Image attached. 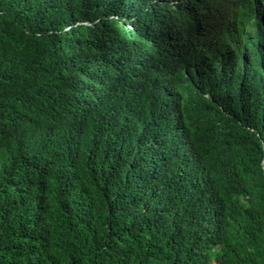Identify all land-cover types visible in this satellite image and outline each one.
<instances>
[{
  "label": "trees",
  "instance_id": "16d2710c",
  "mask_svg": "<svg viewBox=\"0 0 264 264\" xmlns=\"http://www.w3.org/2000/svg\"><path fill=\"white\" fill-rule=\"evenodd\" d=\"M246 4L0 0V264H264L262 142L251 232L240 239L238 222L251 223L242 212L223 233L219 217L204 228L185 213L182 158L209 193L220 167L200 169L192 149L185 156L176 137L189 148L187 129L150 118L135 93L176 80L190 62H214L249 22ZM122 65L131 70L118 75Z\"/></svg>",
  "mask_w": 264,
  "mask_h": 264
},
{
  "label": "clouds",
  "instance_id": "9594fccd",
  "mask_svg": "<svg viewBox=\"0 0 264 264\" xmlns=\"http://www.w3.org/2000/svg\"><path fill=\"white\" fill-rule=\"evenodd\" d=\"M244 13L250 21L228 39L226 49L214 62H190L181 69L176 80H162L151 91H144L140 85L135 92L141 100L142 111L150 118H172L178 127L181 124L187 129L185 140L189 148L181 135L179 140L180 133H177L176 144L181 152L182 149H192L193 154H199L198 158L203 161L197 162L200 169H213L219 166L213 161L228 159L218 168V180L208 182L212 188L209 193L204 190L199 171L191 158H182L188 164L181 170L179 188L193 207L191 212L185 213L204 228L214 226L219 217L223 233L232 224L226 221V217L241 212L247 214L251 223L245 224L244 219L238 222L241 226L240 239L247 236L257 223L252 183L255 185L258 170V158L254 157L258 140L264 150V122L260 120L264 117V0H248ZM129 70L122 65L118 68V75ZM224 77L229 80L224 81ZM132 78L136 79L135 72ZM166 93H170L171 97H166ZM242 97L246 100L244 104L248 113L242 104ZM170 101L175 109L167 105ZM78 124L81 150L90 160L94 147L85 141L83 128ZM239 127L247 132H241ZM242 158H253V162L250 165ZM262 167L264 170V152ZM245 228L248 229L246 232ZM244 247L240 245V255L244 253Z\"/></svg>",
  "mask_w": 264,
  "mask_h": 264
},
{
  "label": "bare ground",
  "instance_id": "6f19581e",
  "mask_svg": "<svg viewBox=\"0 0 264 264\" xmlns=\"http://www.w3.org/2000/svg\"><path fill=\"white\" fill-rule=\"evenodd\" d=\"M171 12V11H170ZM250 21V20H249ZM101 30V29H100ZM102 32V31H101ZM96 38V37H95ZM164 51V50H163ZM93 61V60H92ZM143 65V64H142ZM102 67V66H101ZM97 72V71H96ZM93 73V72H92ZM94 79V78H93ZM109 80V79H108ZM82 89V88H81ZM135 89V88H134ZM114 94V93H113ZM88 96V95H87ZM86 96V97H87ZM92 96H93V94H92ZM102 96V95H101ZM100 96V97H101ZM83 99V98H82ZM97 101V100H96ZM84 102V101H83ZM96 103V102H95ZM97 109V108H96ZM247 111V110H246ZM118 115V114H117ZM101 119V118H100ZM226 121V120H225ZM103 126V125H102ZM112 127V126H111ZM106 136V135H105ZM109 139V138H108ZM122 144V143H121ZM109 145V144H108ZM65 146V145H64ZM103 146V145H102ZM120 146V145H119ZM65 149V148H64ZM125 151V150H124ZM190 156V155H189ZM192 156V155H191ZM199 159V158H198ZM197 159V160H198ZM188 160V159H187ZM223 160V159H222ZM226 160V159H225ZM228 160V159H227ZM97 162V161H96ZM202 162V161H201ZM219 165V164H218ZM220 166V165H219ZM173 183V182H172ZM134 184V183H133ZM110 187V186H109ZM173 187V186H172ZM158 197V196H157ZM209 226V225H208Z\"/></svg>",
  "mask_w": 264,
  "mask_h": 264
},
{
  "label": "water",
  "instance_id": "95a60500",
  "mask_svg": "<svg viewBox=\"0 0 264 264\" xmlns=\"http://www.w3.org/2000/svg\"><path fill=\"white\" fill-rule=\"evenodd\" d=\"M178 136H179V140L181 141V137H180V135H178ZM182 152H183V154H184L185 156H187V152H186L185 149H182Z\"/></svg>",
  "mask_w": 264,
  "mask_h": 264
}]
</instances>
